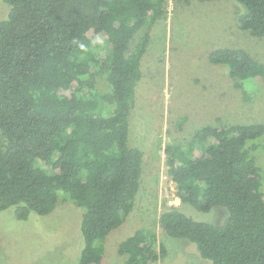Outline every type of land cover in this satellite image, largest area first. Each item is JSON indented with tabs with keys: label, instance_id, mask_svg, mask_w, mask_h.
<instances>
[{
	"label": "trees",
	"instance_id": "16d2710c",
	"mask_svg": "<svg viewBox=\"0 0 264 264\" xmlns=\"http://www.w3.org/2000/svg\"><path fill=\"white\" fill-rule=\"evenodd\" d=\"M3 1L0 211L47 215L64 195L82 210L78 264H100L103 240L138 190L142 152L128 145V118L150 26L166 17L168 0ZM237 1L247 10L239 29L264 37V0ZM208 60L225 64L231 79L264 87V63L243 48H215ZM262 136L264 123L204 125L185 143H167L166 172L180 202L228 214L216 225L169 206L157 219L161 232L195 243L211 264H264V189L254 155L264 141L250 143ZM117 253L122 264H158L166 249L155 232L138 228Z\"/></svg>",
	"mask_w": 264,
	"mask_h": 264
},
{
	"label": "rangeland",
	"instance_id": "374dc122",
	"mask_svg": "<svg viewBox=\"0 0 264 264\" xmlns=\"http://www.w3.org/2000/svg\"><path fill=\"white\" fill-rule=\"evenodd\" d=\"M8 12L9 4L0 0V20ZM246 12L237 0H168L166 17L151 24L128 118V145L142 152L139 186L132 209L103 240L100 264H122L118 244L138 228L152 230L164 245L166 255L158 264H211L195 243L158 227L161 211L173 205L194 220L216 225L228 214L221 206L200 211L180 202L166 172L164 146L185 143L204 125L264 123V87L256 91L251 79H231L225 64L208 60L211 50L226 46L243 48L264 63V37L238 27ZM107 49L103 42L99 58ZM260 140L264 136L250 143ZM254 155L264 189V148ZM81 212L64 195L47 215L30 211L19 219L14 207L1 210L0 264H78L84 246Z\"/></svg>",
	"mask_w": 264,
	"mask_h": 264
}]
</instances>
